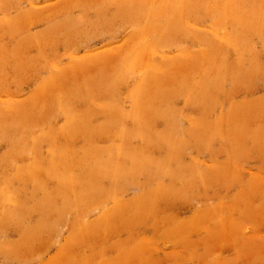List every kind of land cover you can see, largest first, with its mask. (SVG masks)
Instances as JSON below:
<instances>
[{
	"label": "rangeland",
	"instance_id": "rangeland-1",
	"mask_svg": "<svg viewBox=\"0 0 264 264\" xmlns=\"http://www.w3.org/2000/svg\"><path fill=\"white\" fill-rule=\"evenodd\" d=\"M235 2L0 0V264H264V0Z\"/></svg>",
	"mask_w": 264,
	"mask_h": 264
},
{
	"label": "bare ground",
	"instance_id": "bare-ground-1",
	"mask_svg": "<svg viewBox=\"0 0 264 264\" xmlns=\"http://www.w3.org/2000/svg\"><path fill=\"white\" fill-rule=\"evenodd\" d=\"M173 2V0H165V4H164V6H166L167 8H166V10H167V12H170L171 10H173V9H171L170 10V8L173 6L172 5V2ZM174 1H176V5L178 6V7H180L182 10H184V11H187V10H189V9H195V8H197V7H199L200 6V4H202L205 0H174ZM224 2V5L227 7V10H226V12H227V14H231L230 12H231V9L230 8H228L229 7V5H231L232 6V4H236V2L235 1H237V0H217V2ZM138 4L140 5V7L142 8L141 10V12H140V14L139 15H137L136 17L138 18V19H142V20H148V21H151L152 19H153V8L151 9L150 8V6H149V3H152V0H138ZM144 7H147V10L146 11H143V8ZM219 7V6H218ZM219 9V8H218ZM218 9H216V10H218ZM170 10V11H169ZM251 10V9H250ZM216 12V11H215ZM222 18H225V17H220V20L218 21V25H220L221 24V22L223 21V19ZM221 26V25H220ZM137 27V26H136ZM138 28V27H137ZM157 28V27H156ZM221 28H222V26H221ZM166 31V30H165ZM140 32V31H139ZM140 34V35H139ZM137 35V42H136V48L133 50V51H131L129 54H128V56L126 57L127 59H126V61H124V63H123V66H125L126 68H128V67H131V68H133V70H136L135 68H136V66L137 67H139V64H142V65H144V64H147V62H148V60H149V54H150V51H149V49L151 48V47H153L151 44V42L150 41H148V38L147 37H149L150 35H151V32H150V30L148 29V24H146L145 25V27H144V29L140 32V33H137L136 34ZM167 39V38H166ZM215 46V45H214ZM216 47V46H215ZM213 49V48H212ZM208 50V49H207ZM210 50V49H209ZM224 50V49H223ZM206 53V52H205ZM203 55H204V53H203ZM142 56H144L143 57V59H142ZM205 58L207 59V62L208 63H210L211 61H221V63L219 64L220 65V68L218 67L217 69H213L215 72H214V77L212 78V79H209V80H212L211 81V83H214V85L216 84V83H218V80H220L222 77H223V74L225 75V74H227V73H225L224 72V63L226 62H224L223 63V58L221 57V55H217V54H210V53H206L205 55ZM227 65V64H226ZM145 66V65H144ZM228 66V65H227ZM126 68H125V70H124V72H126ZM141 71V68L139 67V72ZM123 72V73H124ZM202 72H203V74H205V73H208L209 72V69H208V67H204L203 69H202ZM221 72H223V74L221 73ZM205 77H206V74L204 75ZM227 76V75H226ZM122 77V76H121ZM131 77V76H130ZM150 77H151V74H150V72L149 71H147V73L143 76V77H141L140 78V81L138 82V86H139V90L137 91V92H139V93H142V92H147V93H150V92H153V90H151V89H148V82H149V80H150ZM225 77V76H224ZM223 77V78H224ZM200 82V81H199ZM183 85V88L184 89H188L190 86L187 84V83H183L182 84ZM213 85V84H212ZM161 90V89H160ZM159 89H154V92H157V91H160ZM183 90V89H182ZM204 93V92H203ZM132 94V93H131ZM161 95V94H160ZM191 97V96H190ZM120 104V103H119ZM118 105V104H117ZM130 116H131V114H130ZM78 118V117H77ZM142 119L140 118V117H138V121L139 122H142L141 121ZM137 122V121H136ZM66 123H68V122H66ZM73 125V124H72ZM71 125V127H72V129H74L73 128V126ZM19 125H17V127H18ZM78 128L79 129H77L78 131L79 130H83L84 132H87V133H89V132H91L88 128H87V125L86 124H83V125H81V126H78ZM12 129V128H11ZM18 129V128H17ZM105 129H107V128H105V127H101V128H96V130H98V131H96L94 134H99V133H103L104 132V130ZM171 129H172V127H171ZM170 129V130H171ZM46 132V131H45ZM107 132H109V133H111L109 130L107 131ZM117 132L119 133L118 135H124V131H120V130H117ZM140 133V132H139ZM171 133V132H170ZM90 134V133H89ZM146 133L145 132H142L141 133V135H145ZM35 136V135H34ZM19 137V136H18ZM28 137V136H27ZM35 137H37V136H35ZM38 138V137H37ZM19 139V138H18ZM22 139H24V138H21L20 140H22ZM32 139V138H31ZM35 139V138H34ZM17 140V139H16ZM33 140V139H32ZM36 140V139H35ZM34 141V140H33ZM18 142V141H17ZM27 146V145H26ZM31 147H32V145H31ZM24 148V147H23ZM38 148V147H37ZM23 150V149H22ZM117 154V153H116ZM100 172V171H99ZM18 173H20L19 171H18ZM100 177H103V173H101L100 172ZM83 175V174H82ZM86 176V175H85ZM120 176V175H119ZM78 179V178H77ZM81 179V178H80ZM88 179V178H87ZM72 184H74V182L72 181H70L69 180V185L71 186ZM75 186H73L72 185V189L74 188ZM92 190H95V189H88V193H91L90 191H92ZM88 228V227H87ZM87 232H90V228H88L87 229Z\"/></svg>",
	"mask_w": 264,
	"mask_h": 264
}]
</instances>
